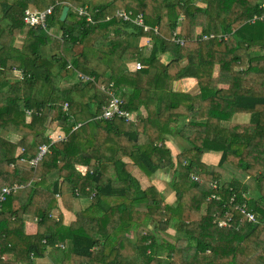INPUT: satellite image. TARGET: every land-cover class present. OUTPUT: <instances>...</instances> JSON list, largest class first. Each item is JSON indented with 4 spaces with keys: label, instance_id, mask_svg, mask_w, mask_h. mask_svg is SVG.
I'll list each match as a JSON object with an SVG mask.
<instances>
[{
    "label": "trees",
    "instance_id": "1",
    "mask_svg": "<svg viewBox=\"0 0 264 264\" xmlns=\"http://www.w3.org/2000/svg\"><path fill=\"white\" fill-rule=\"evenodd\" d=\"M50 4L55 9L45 27H26L28 10L43 11ZM66 5L68 15L61 21ZM84 5L93 21L79 14ZM118 10L130 12L133 20L142 15L149 30L117 16ZM138 37H150L151 47L146 41L133 45ZM63 41L72 44L71 61L61 51ZM185 67L195 70V94L177 87ZM9 70L22 72V78L8 79ZM75 74L78 81L64 87ZM106 88L134 120L90 121L111 102ZM7 89L14 95L0 100V127L17 131L20 140L7 139L1 148L0 194L5 186H24L0 208V264H30L62 234L60 220L53 217L58 199L38 194L37 187L59 194L66 208L77 202L101 211L98 233L104 241L69 230L73 242L62 240L66 264L86 256L87 264H127L125 259L138 255L143 261L138 264H264V245L254 246L264 225L249 222L236 209L245 202L264 221V109L258 110L264 106V0H0V94ZM187 118L203 129L202 140L184 139L188 146L174 156L167 134H181L179 123ZM57 121L67 122L57 128L66 139L50 145L32 165L40 147L51 142ZM212 152L221 155L216 165L202 161ZM19 163L28 167L21 175L15 169ZM166 163L178 172L172 183L175 204H162L155 185H146L133 199L125 197L133 177L147 180ZM193 165L201 183L190 179ZM230 171L252 177L255 191ZM120 206V222L127 214L133 220L131 212L138 218L142 213L139 222L151 216L158 229L143 226L136 239H126L129 229L119 231L116 223ZM226 215L231 226L220 227L216 219ZM29 217L49 225L51 235L28 234ZM74 225L79 222L70 228ZM172 227L176 233L170 241L166 234ZM110 236L117 242L112 252L105 251ZM94 246L97 250H91Z\"/></svg>",
    "mask_w": 264,
    "mask_h": 264
},
{
    "label": "crops",
    "instance_id": "2",
    "mask_svg": "<svg viewBox=\"0 0 264 264\" xmlns=\"http://www.w3.org/2000/svg\"><path fill=\"white\" fill-rule=\"evenodd\" d=\"M131 41H132L133 45H135V46H139L142 44V41L138 43L137 38H133ZM61 51H62L63 55L68 59V61H71V59L73 58V50H72V44L69 41H63ZM190 70H191L190 67H185L179 75L180 80L188 78V76H190L192 73ZM11 71L12 70H9L5 73V76L8 79H10L8 77L9 76L8 72L10 73ZM14 73H16V72H14ZM76 80H78V76L75 74V77L67 80L65 82V84L70 85L71 83L75 82ZM198 91H199V89L196 88V89H193L192 91H190L188 93H194V92L197 93ZM13 95H14L13 90L7 89L0 94V100H5L8 97H12ZM200 102L198 101L199 104H200ZM258 108H259L258 110H263L264 106H258ZM239 118L244 119L245 116L241 115V116H239ZM181 122H182V124L179 125V130H180L181 134H177V133L174 135H172L170 133L167 134V143H168L169 147L171 148L174 156H178V154L181 153V150L188 146L185 144L184 139H186V138L191 139L192 138L194 141H196L198 143H200L202 140L201 139V135L203 133L202 128H198L196 126L190 125L188 123V118L183 119ZM66 124H67V122H65V121H57L52 126L51 134L56 135V133H61V129H57V128L60 125H66ZM17 134L20 135L19 133H17V131H14L12 129L1 131V127H0V151H1V148L4 144V142L7 139L20 140V139L14 137ZM25 136L26 135H24V137ZM26 142H29V139L27 141H25V143ZM219 160H220V154H218V153H213V152L212 153H206L202 156V161L208 165H216V164H218ZM15 169H16V174L21 175L24 170L28 169V167L24 164L19 163V164L15 165ZM230 173H232L236 177L243 179V181L250 186V190L252 192L255 191L256 184H255V181L252 177H244L241 174V172H239V171H230ZM177 174H178V172L175 171V168L173 167V165L166 163L152 177L148 178L147 180H141V179H137L135 177L134 178L137 180V182H139L141 184L143 190H144L146 185H155L163 193L161 203L164 205H173L176 203V190H175V187L173 186L172 183H173V180ZM131 183L132 184L125 191V197L127 199H133V198L138 196V194L136 193V190H135L134 183L132 181H131ZM37 193L40 195H43L44 197H48V198L55 197L58 199L59 207H57L54 210L53 217L56 218V220H60L59 222L61 223V225L58 226V229L60 231H62V234L56 237L57 242L55 243V245H53V247L48 248L43 256L34 257L30 264H66V261H68L67 258H69V257L66 255L67 251H66L65 243L62 240L69 239L68 242H70V243L73 242L71 237H70V231L69 230H72L74 227L77 228L76 230L78 232H82V230H83L84 232L89 234L92 239H98L101 242L104 241V239H102L103 235L98 233V226H97V218L96 217L100 213L99 210L90 209L88 207L84 209L81 207V204L77 203V202L75 203V205L72 206V208H66V207H64L63 201H62L61 196L59 194H58L59 197H57L56 196L57 194H53L52 192H50L49 190H46L43 187H37ZM146 208H147L146 205L142 206L141 210L144 212L146 210V212H148L150 214L157 212V210H155V209H151V211H150L149 207L147 209ZM122 210H123V206L118 207V216L116 219L117 224L121 221V219H119V217H121ZM138 210H139V208H138ZM131 214L133 215L132 222L134 223V225L132 226L131 230H129L128 234L130 235V238L132 239V241L137 238L138 233L142 232L143 226H147V227H150L152 229H154V228L158 229L159 224L156 222V220L153 217L148 216L147 219L144 221V223H141V222H139L138 217H135L134 212H131ZM75 222H79V225L78 226L74 225L72 228H70V226L72 224H74ZM138 228H141L140 231H136ZM52 231L53 230H51L49 225L42 224L40 219H38L37 217L27 218L26 232L28 234H46V235L50 236L51 235L50 232H52ZM175 233H176V229L174 227H172L170 229V231L166 234V237L170 241H172ZM161 238H162V236L160 237V240H161ZM82 239L83 238L80 236L78 242H80ZM191 243H192V245H196L197 242L194 239L191 241ZM263 245H264V243H261V240H257L254 243V246L257 248H261ZM97 248H98L97 246H94V248L93 249L91 248V250H97ZM109 248H110V246L108 245L107 249H109ZM108 252H111V251H108ZM148 253L152 254V252L150 250L148 251ZM159 257H160L161 261L165 260L164 256L160 255ZM244 259L245 258L242 257L241 260L244 261ZM80 261L83 262L84 264H87L90 261V256L83 257L80 260H77L75 258H70V261L67 264H80L79 263ZM111 261L118 262V260L113 258V255H112ZM139 261H142V259L139 255L137 258L129 257V258L124 260V262L127 264H129V263H137L138 264ZM151 264H156V263L152 262Z\"/></svg>",
    "mask_w": 264,
    "mask_h": 264
},
{
    "label": "built area",
    "instance_id": "3",
    "mask_svg": "<svg viewBox=\"0 0 264 264\" xmlns=\"http://www.w3.org/2000/svg\"><path fill=\"white\" fill-rule=\"evenodd\" d=\"M54 9H55V5L50 4L43 11L28 10L25 13V17H24V23H25L26 27L32 28V27H37L39 25H42L45 27L47 20L53 14ZM78 12L82 16H87L88 20L93 21L89 15V10H88L87 5L79 7ZM117 16L122 17L125 21H131L137 25L144 26L146 31L149 30V27L144 25V19H143L142 15L138 16L136 19L133 20L130 12H127L125 10H118ZM175 34H178V32L176 31ZM211 36H213V35H211ZM203 37L208 38V35H204ZM178 41L180 43L182 42V40L180 38L178 39ZM146 42L148 44V48H150L152 45L150 42V39L147 40ZM141 66H142V63H138L137 69L141 68ZM14 72H16V71H14ZM22 76H23L22 72L17 73L18 79L22 78ZM80 77L82 79H88L83 74H80ZM106 90L110 94H112V96H113L110 104L104 108V112L101 116H95V117L91 118L90 121H94L98 118H103L106 120H112L115 117H121L122 119H124L127 122L134 120V114L125 108V105H124L123 101L121 100V98L117 97L112 92V90L110 88H108V89L106 88ZM82 125H83V123H81V122L77 123V125L73 128V130L80 128ZM49 138H50L51 142L49 144H44L40 147V152H39L38 156L31 162L32 165H37L39 160H41L43 158V156L48 152L50 145H52L56 141L65 140L66 134H64V133H59L57 135L50 134ZM190 178H191V180H193L195 182H198V183L202 182V180L199 176V170L196 167L190 168ZM23 186L24 185L15 184L12 186L4 187L1 191V194H0V208H1L2 202L5 201L9 195H11L13 193H17L19 190L22 189ZM216 186H217V184H212L213 188H216ZM56 196L59 197L58 194ZM231 201H233V198ZM236 209L238 211H240L242 214H244L246 219L249 222H251L253 224H263L264 225V221H262L252 210H250L245 202H243L241 204H237ZM215 213H217V212H215ZM231 220H232V218L230 216L226 215L225 217H217L216 222L220 227H230L231 226Z\"/></svg>",
    "mask_w": 264,
    "mask_h": 264
},
{
    "label": "rangeland",
    "instance_id": "4",
    "mask_svg": "<svg viewBox=\"0 0 264 264\" xmlns=\"http://www.w3.org/2000/svg\"><path fill=\"white\" fill-rule=\"evenodd\" d=\"M176 32V31H175ZM175 32H174V34H175ZM212 35V34H211ZM209 36L208 38H204V37H202V39H204V40H206V39H209V38H212L213 36ZM23 36L25 37V34L24 35H21L20 36V38H18L17 39V41H18V44L20 45L21 43H22V40H23ZM150 39V37H148V38H143V39H141L140 37H138L137 38V41H138V43L139 42H141L142 41V43H143V41H147V40H149ZM179 39V38H178ZM181 40H182V42H181V44H183V42H184V39H182L181 38ZM178 41V40H177ZM179 42V41H178ZM180 43V42H179ZM191 70H193L194 72H192L191 73V75L190 76H188V78H186V79H183V80H179V81H177V87H179L180 89H182V91H187V92H190V91H192L193 89H196V88H199V86H198V83H197V81H195V70L192 68ZM8 77L10 78V80H12V81H16V80H18V77H17V73H14L13 71H11L10 73L8 72ZM78 81V80H77ZM79 81H84V80H79ZM85 82V81H84ZM64 87H69V85H67V84H64ZM195 93V92H194ZM67 107H68V104H65L64 105V109H67ZM182 124V122H180L179 123V125H181ZM1 131H2V129H1ZM57 134H59V133H56V135ZM214 153V152H213ZM219 154V153H218ZM221 156V155H220ZM191 167H196L198 170H199V168L197 167V166H195V165H193V166H191ZM190 167V168H191ZM189 173H190V170H189ZM199 176H200V171H199ZM200 178H201V176H200ZM191 179V178H190ZM202 179V178H201ZM193 181V180H192ZM195 182V181H194ZM196 183H198V182H196ZM139 208V210H141V208H142V206L141 205H136V209H138ZM150 209V208H149ZM153 209V208H152ZM142 211V210H141ZM100 217H101V211H100V213L97 215V226L99 227V224H100ZM142 218V213L139 215V218L138 219H141ZM132 222V217L130 216V215H125L124 216V218H123V222H120V226H119V231L120 230H122V229H129V230H131V228H132V226L134 225V224H132L131 223ZM96 227V226H95ZM145 228V227H144ZM143 228V229H144ZM143 231V230H142ZM127 233V232H126ZM129 236L130 235H128V233L125 235V238L126 239H128L129 238ZM261 243H264V235L261 237ZM71 244H69V246H70ZM109 246H110V248L109 249H106L105 251H111L112 252V250H114L115 249V247L117 246V242H116V240H115V238H114V236H110L109 237ZM242 259V258H241ZM101 262V261H100Z\"/></svg>",
    "mask_w": 264,
    "mask_h": 264
},
{
    "label": "water",
    "instance_id": "5",
    "mask_svg": "<svg viewBox=\"0 0 264 264\" xmlns=\"http://www.w3.org/2000/svg\"><path fill=\"white\" fill-rule=\"evenodd\" d=\"M69 8H70L69 5H66L63 8V11H62V14H61V17H60V20L61 21H65L66 20L67 15H68ZM131 181L134 183L136 193L138 195L143 194L144 193V190L142 189L141 184L139 182H137V180L134 177L131 179Z\"/></svg>",
    "mask_w": 264,
    "mask_h": 264
}]
</instances>
